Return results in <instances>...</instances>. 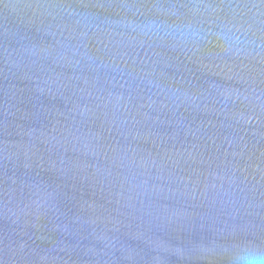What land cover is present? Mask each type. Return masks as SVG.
<instances>
[{"label":"water","instance_id":"95a60500","mask_svg":"<svg viewBox=\"0 0 264 264\" xmlns=\"http://www.w3.org/2000/svg\"><path fill=\"white\" fill-rule=\"evenodd\" d=\"M264 251V0H0V264H233Z\"/></svg>","mask_w":264,"mask_h":264},{"label":"clouds","instance_id":"9594fccd","mask_svg":"<svg viewBox=\"0 0 264 264\" xmlns=\"http://www.w3.org/2000/svg\"><path fill=\"white\" fill-rule=\"evenodd\" d=\"M233 264H264V251L240 247L232 255Z\"/></svg>","mask_w":264,"mask_h":264}]
</instances>
